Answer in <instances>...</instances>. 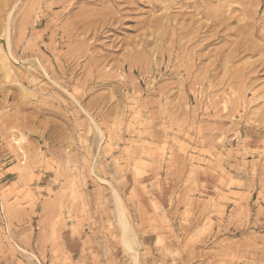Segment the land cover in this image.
Returning a JSON list of instances; mask_svg holds the SVG:
<instances>
[{
	"label": "rangeland",
	"instance_id": "rangeland-1",
	"mask_svg": "<svg viewBox=\"0 0 264 264\" xmlns=\"http://www.w3.org/2000/svg\"><path fill=\"white\" fill-rule=\"evenodd\" d=\"M1 52L0 264H264V0H0Z\"/></svg>",
	"mask_w": 264,
	"mask_h": 264
},
{
	"label": "bare ground",
	"instance_id": "bare-ground-1",
	"mask_svg": "<svg viewBox=\"0 0 264 264\" xmlns=\"http://www.w3.org/2000/svg\"><path fill=\"white\" fill-rule=\"evenodd\" d=\"M7 28V27H6ZM8 39V38H7ZM8 41V40H7ZM8 44V42H7ZM8 47H9V44H8ZM8 49V48H7ZM9 51V50H8ZM10 54V53H9ZM6 55L1 52L0 53V63H1V68H4L5 70V73L6 75H8L11 71L10 67L8 66V63H6ZM9 79V78H8ZM44 93V92H43ZM95 127V126H94ZM23 151V150H22ZM23 156H24V152H23ZM25 159V158H24ZM24 162V161H23ZM115 201H116V218L118 219L117 221V224H118V227H120L121 229V233H122V241L124 243V245L132 251V253H134V248L132 246V243H133V240H132V231H131V227H130V223H129V219L126 215V212L124 211V208H123V205H122V202L120 201V198L119 196L115 193ZM135 238V236H134ZM136 243V242H135ZM134 245V244H133ZM136 246V245H134ZM136 249V248H135ZM131 254V253H130ZM132 256V255H131ZM136 256L137 254L134 253L133 255V262L134 264H137L136 263Z\"/></svg>",
	"mask_w": 264,
	"mask_h": 264
}]
</instances>
